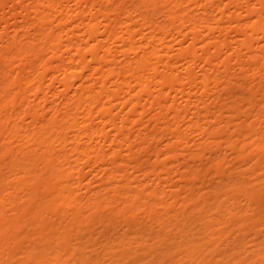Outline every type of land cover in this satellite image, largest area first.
<instances>
[{"label":"bare ground","instance_id":"obj_1","mask_svg":"<svg viewBox=\"0 0 264 264\" xmlns=\"http://www.w3.org/2000/svg\"><path fill=\"white\" fill-rule=\"evenodd\" d=\"M27 1L0 23V264H264V92L248 84L264 88V0ZM225 92L241 139L212 112ZM148 105L160 113L143 121ZM187 118L217 140L200 177L214 168L212 186L159 182L174 147L193 149ZM149 140L160 172L134 157ZM223 144L256 181L229 179Z\"/></svg>","mask_w":264,"mask_h":264},{"label":"rangeland","instance_id":"obj_2","mask_svg":"<svg viewBox=\"0 0 264 264\" xmlns=\"http://www.w3.org/2000/svg\"><path fill=\"white\" fill-rule=\"evenodd\" d=\"M2 2H1V4H0V6H1V8H0V23H1V26L3 27V26H8L9 24H13V23H15L17 20H21L22 18H18V19H16L15 17H14V15H15V13H16V11L17 12H21L22 11V5L23 6H27V0H25L24 2H22V3H20L19 1V3L17 2V0H1ZM3 1H6V3H4ZM27 1V2H26ZM11 2V3H10ZM5 5H4V4ZM7 3H8V5H7ZM16 4V6L14 5V4ZM21 4V5H20ZM25 4V5H24ZM31 4V2L28 4V5H30ZM5 7H4V6ZM15 6V7H14ZM10 7V8H9ZM13 8V9H12ZM16 9V10H15ZM20 9H21V11H20ZM13 10V11H12ZM12 12L14 13V14H12ZM10 18V19H9ZM8 19H9V21H8ZM13 20V21H12ZM2 21V22H1ZM7 21V22H6ZM11 24V25H12ZM1 28V27H0ZM243 57H246V56H242V62H247L246 60V58H248V57H246V58H243ZM235 57H233V59H231L232 60V62H236V58L234 59ZM245 60V61H244ZM231 61H229V66L230 67H233V68H231L232 69V71L230 70V73H232V74H234V71L235 70H237L236 71V73L235 74H239V73H241V70H240V67H237V66H235L234 65V63H232ZM231 64H233V65H231ZM239 65V64H238ZM245 65H246V63H245ZM244 65V66H245ZM235 66V67H234ZM243 66V65H242ZM237 67V69H235ZM245 67H247V66H245ZM249 67H254L255 68V66H252V65H249L248 67H247V69H249L250 71H251V73H254L255 71H256V68L254 69V71L252 72V68H249ZM222 69H223V67H222ZM239 69V70H238ZM242 69V68H241ZM250 71H248V72H250ZM239 72V73H238ZM257 72V71H256ZM246 74H248V76H249V74H251V73H247V72H245ZM232 74H230V76L232 77L233 75ZM236 76V75H235ZM247 76V75H246ZM259 79V78H258ZM258 79H257V81H258ZM197 81H198V79H197ZM236 81V80H235ZM248 81V80H247ZM253 80H251V79H249V83L248 84H250L251 83V85H253L254 86V90L255 91H258V93L259 94H261L262 95V93L264 92L263 90H264V88H260V87H262V85L260 86V85H258L257 84V82H255V80L252 82ZM234 82V81H233ZM254 82H255V84H254ZM264 87V86H263ZM261 90V91H260ZM239 91V90H238ZM240 92V91H239ZM238 92V93H239ZM242 93H244V92H242ZM155 94H157V91L155 92ZM233 94H235V93H233ZM224 95L225 96H223V98H221V99H227L226 101L225 100H222V102H218L217 103V105L214 107V105H213V107H214V109H213V107L211 108L212 109V112H214V113H216V114H218V112L220 113L221 112V109H223L222 110V112L224 113H222L223 114V122L221 123V125H222V127L224 128V133L222 134V135H224V137H225V135H229V137H232L233 135V137L235 138V139H241V136L238 134V132H236L235 130H234V123H238V122H240V123H244L245 121H246V118H245V116L244 115H242V114H238L237 115V113L235 114L234 112H233V109L231 108L232 107V101H233V99H229V95H228V92H225L224 93ZM231 95V94H230ZM238 95H240V94H238ZM264 95V94H263ZM262 95V96H263ZM241 96V95H240ZM260 96V95H259ZM262 96H260L259 97V100H261V99H263V97ZM231 98V97H230ZM261 98V99H260ZM239 99H242V98H239ZM228 100H232V101H228ZM239 101H240V103H239ZM238 101V103H236L235 104V106L236 105H240V104H243V107L244 108H242V110L244 111L245 109H247L249 106L247 105V102L244 100V101H242V100H239ZM263 101V100H262ZM221 104V106H220V104ZM226 103V104H225ZM219 104V105H218ZM246 104V105H245ZM222 105H224V106H222ZM149 107V109L150 110H147V112H146V114H145V116H144V119H143V121H147L148 119H150V117L152 116V115H154V114H156L157 112V108L156 107H151L150 105H148ZM242 105H240V107H241ZM152 108V110H151V108ZM221 107H223V108H221ZM227 107V108H226ZM231 108V109H230ZM229 109V110H228ZM156 110V111H155ZM214 110V111H213ZM228 110V111H227ZM151 111H152V113H151ZM227 111V112H226ZM154 112H156V113H154ZM158 112H159V110H158ZM165 112V111H164ZM203 112H204V110H203ZM233 113V115H229V114H232ZM149 113V114H148ZM151 113V114H150ZM160 113V112H159ZM205 113V112H204ZM227 113V114H226ZM214 115V114H213ZM235 115V116H234ZM174 115L173 114H170L169 115V117L167 118V117H165V118H163V119H165V120H169L170 121V123H173L174 121H175V116L173 117ZM230 116V117H229ZM136 117H139L137 114H135V116L133 117L132 116V118L134 119V118H136ZM147 117H149V118H147ZM161 117V116H160ZM173 117V118H172ZM232 117H234V118H232ZM243 117V118H242ZM231 119V120H229V119ZM239 118V119H238ZM162 119V117L160 118V121H161V123H160V121H152L151 122V124H150V131H156V132H159L160 133V131H162V127L164 126V128L166 127V125H167V123H169V122H167V121H164ZM187 120V121H186ZM183 123V128H181V131L180 132H183L184 131V134L188 137V139H189V137H191L189 140H190V143H191V146H192V148L193 149H190L191 147L190 146H188V143H185V140H184V145L186 146V147H184V145L182 146V144H180L179 145V147H174V149H177V151L179 152V156H178V158H175V160L173 161V159L172 160H170V163H169V161L167 162V164H168V169H170V175L168 174H164V172L162 173V172H160V170H161V165L159 164V163H156V160H154L153 159V157L155 158V151L154 150H157L158 149V146H155V145H158V143H157V141H160V139H161V136H159L158 137V139H156L157 141H153V140H149V142H150V144H149V147L148 148H146V149H144L143 151H138V148H137V146H138V144H137V146H136V148L134 149V151H136V153L137 154H135V156H134V154H133V156L134 157H136V158H138L140 161H142V162H144V164H146L145 163V161H148V166H146V165H144V166H146V167H149V166H151L152 165V167H149V168H151V169H153V165H155L156 166V168H159L158 169V171L160 172V180L161 181H159V182H162L161 183V185L164 183V181L166 180V182H168V184L171 182V184H172V182H173V186H174V184H179V185H182L181 184V182L183 183V185H185V183H188V184H196V187L198 186V185H200V187H201V185H202V187H204V185H205V187H209V186H212V181L214 180H218V179H216L215 178V169L214 168H212V170H211V172H210V170H209V172H210V174H208L209 172L208 171H206L205 172V176L204 177H206V178H204V179H206V180H210L211 179V177H212V179L210 180V181H207V182H205V183H203V181L202 180H204L203 178H200L201 176H202V173L204 174V172H202V171H204L205 169H206V167H209V165H211V164H209V162L211 163V160H212V158H210L209 160L207 159V155H209L210 154V156H212L213 154H211L210 153V151L214 148V149H216V145H215V143L214 142H216L217 140H215L214 138H210V137H208V136H205V135H202L201 136V134L197 131L196 132V130L195 131H193L192 130V132L191 131H189V130H186V129H188V123H189V119L187 118ZM212 120V119H211ZM235 120V121H234ZM236 120L238 121V122H236ZM239 120H241V121H239ZM164 121V122H163ZM229 121V122H228ZM234 123H233V122ZM142 122V121H141ZM158 123V124H156V126H155V123ZM163 122V123H162ZM165 122H166V124H165ZM205 122V121H204ZM225 122V124H223ZM232 122V123H231ZM138 123L140 124V122H137V123H134V127H133V129H135L134 130V133H136L137 134V132H138V128H142L141 127V125H138ZM153 123H154V125H153ZM233 124V125H232ZM138 127H137V126ZM212 125H213V123H212ZM215 125V124H214ZM158 126V128H156ZM207 126V125H206ZM185 127V128H184ZM229 128V129H228ZM155 129V130H154ZM156 129H158V130H156ZM228 129V130H227ZM227 131V132H226ZM196 132V133H195ZM193 133H195V134H193ZM198 133V134H197ZM226 133V134H225ZM200 134V135H199ZM233 134V135H232ZM134 136H135V134H133ZM200 137H199V136ZM151 137V136H150ZM194 137L195 138H197V137H199V138H197V139H195V140H199V141H201V143H202V140H203V142H207V143H209V145H208V148L206 149V155L204 154V156H202V157H204V158H202V157H199L197 160L195 159L194 160V158L192 159V157H191V155H192V153L193 152H196V153H198L197 152V150L198 151H200V149H199V147H200V145H199V142H198V144L196 143V142H194ZM202 137V138H201ZM204 137V138H203ZM232 137V138H233ZM201 138V139H200ZM206 138H208V139H206ZM210 138V139H209ZM225 138H228V137H225ZM225 138H223V139H221V140H224ZM206 139V140H205ZM192 140H193V144H192ZM227 140V139H226ZM214 141V142H213ZM141 141L140 140H138V143H140ZM155 142V143H154ZM189 143V144H190ZM194 143H196V144H194ZM154 145V146H153ZM199 145V146H198ZM198 146V147H197ZM106 149L108 148V147H105ZM155 148V149H154ZM181 148H184V149H182L181 150ZM198 148V149H197ZM227 148V149H226ZM122 149H125V148H122ZM148 149V150H147ZM154 149V150H153ZM159 149H160V147H159ZM158 149V150H159ZM161 149H163V147H161ZM179 149V150H178ZM189 150H191V151H189ZM196 150V151H195ZM219 150H221V152L219 153V152H217V154L219 153L221 156H223L222 158H223V160H225V163L227 162V165L225 164V170L227 171V173L231 176H229V179L230 180H235V179H237L238 177H237V174H236V172L239 174V177H240V179H242V180H244V181H251V180H253V179H255V181L257 180L256 178H257V176L255 175V173L253 174V171L252 172H249V171H244V170H241V169H239V170H237L236 168H234V167H239V166H237V165H239L238 163H240L239 161H237V159H235L236 158V155L235 154H233V152H230L231 151V149H229L227 146H226V144H223L220 148H219ZM218 150V151H219ZM226 150H227V152H226ZM230 150V151H229ZM124 151V152H123ZM133 151V152H134ZM149 151V152H148ZM164 151V150H163ZM146 152H148V153H146ZM152 152L154 153V154H152ZM183 152V153H182ZM189 152V153H188ZM192 152V153H191ZM202 152V155H203V152H205V150L204 151H201ZM212 152H214V151H212ZM125 153H127V154H125ZM129 152H127V150L125 149V150H121V151H119V154L115 157V159L117 160H121V158H128V159H130V157H132L131 155H130V153L128 154ZM163 153V152H162ZM181 153V154H180ZM188 153V154H187ZM185 154V155H184ZM194 154L195 153H193V156H194ZM216 154V155H217ZM218 154V155H219ZM227 154V155H226ZM151 155V156H150ZM180 155H182V156H180ZM190 155V156H189ZM232 155H234L233 157H232ZM184 156V157H183ZM210 156H208V158L210 157ZM214 156H215V154H214ZM147 157V158H146ZM152 157V158H151ZM180 157V158H179ZM186 157H187V159H186ZM144 158V159H143ZM148 158H149V160H148ZM185 158V159H184ZM115 159H114V161H115ZM152 159V160H151ZM156 159V158H155ZM181 159V160H180ZM192 159V160H191ZM203 159V160H202ZM204 159H205V161H204ZM180 160V161H179ZM193 160L195 161V162H193ZM200 160H202V161H200ZM153 161V162H152ZM171 161H172V163H171ZM179 161V162H178ZM182 161V162H181ZM185 161V162H184ZM192 161V162H191ZM230 161V162H229ZM177 165L176 167H178V169L175 167V165H174V163ZM204 162V163H203ZM150 163V164H149ZM183 163V164H182ZM186 165H185V164ZM195 163V164H194ZM197 163V164H196ZM160 166H159V165ZM169 164H172V165H169ZM188 164V165H187ZM194 164V165H193ZM200 164V165H199ZM235 164H237L236 166H233V165H235ZM264 164V163H263ZM130 165H131V163H130ZM158 165V166H157ZM174 165V166H173ZM197 167H196V166ZM179 166H180V168H179ZM183 166V167H182ZM193 166V167H192ZM232 166H233V168H232ZM260 166H263V165H260ZM128 168H129V166H127ZM187 167V168H186ZM190 167V168H189ZM195 167V168H194ZM199 167V168H198ZM264 167V166H263ZM176 168V169H175ZM196 168H198V170H201V174L199 175V179H193L194 181L195 180H197V181H195V182H193L192 181V174H191V172H190V170L191 169H195V170H197ZM201 168V169H200ZM204 168V169H203ZM174 169V170H173ZM185 169V170H184ZM214 169V170H213ZM237 171H236V170ZM84 170H86V169H84ZM130 170H132V169H130L129 168V171ZM182 170V171H181ZM133 171V170H132ZM178 171V172H177ZM85 171H83V173H84ZM174 172H176V173H174ZM180 172H182L183 173V175H181L182 173H180ZM185 172V173H184ZM190 172V173H189ZM88 173V169L86 170V172H85V174H87ZM161 173H162V175H161ZM213 173V174H212ZM172 174H173V176H172ZM206 174H208V176H206ZM166 175H167V177H166ZM180 175H181V177H182V179H180ZM227 175V174H226ZM162 176V177H161ZM165 176V177H164ZM171 176V177H170ZM152 177L154 178L155 176H153L152 175ZM169 177H170V179H169ZM174 177V178H173ZM176 177L178 178V179H176ZM187 177V178H186ZM210 179H209V178ZM189 178V179H188ZM117 179V178H116ZM119 179V178H118ZM176 179V180H175ZM185 179V180H184ZM164 180V181H163ZM168 180V181H167ZM169 180H171V181H169ZM183 180V181H182ZM189 180H190V182H192V183H190L189 182ZM199 180V181H198ZM114 181H115V179H114ZM175 181H178V183L177 182H175ZM202 181V182H201ZM205 181V180H204ZM116 182H118V181H116ZM165 182V183H166ZM180 182V183H179ZM197 182V183H196ZM164 183V184H165ZM210 184V185H209ZM213 184H215L216 185V182L215 183H213ZM170 185V184H169ZM207 185H209V186H207ZM165 186V185H164ZM173 186L172 187H167V189H169L168 190V192L170 193V190L171 189H174V190H177V189H175V188H173ZM214 186V185H213ZM176 187V186H175ZM172 191V190H171ZM184 193V194H183ZM186 192L185 191H183L182 192V195H181V197L182 198H185L187 195V193L185 194ZM184 195H186V196H184ZM234 196H236V197H240L241 196V194H239V193H235L234 194ZM230 200H234L232 197L229 199V201ZM239 201L241 202V204H245L246 203V200L244 199V197H240V199H239ZM228 227H230V225L228 226ZM226 228L225 230V232H229L230 231V229L229 228ZM99 229H101V228H99ZM102 230V229H101ZM101 230H99V231H101Z\"/></svg>","mask_w":264,"mask_h":264}]
</instances>
